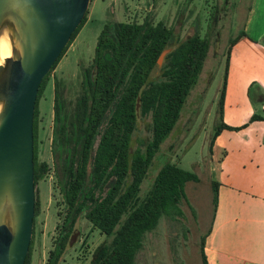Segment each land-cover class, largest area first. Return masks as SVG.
Here are the masks:
<instances>
[{
  "label": "trees",
  "instance_id": "obj_1",
  "mask_svg": "<svg viewBox=\"0 0 264 264\" xmlns=\"http://www.w3.org/2000/svg\"><path fill=\"white\" fill-rule=\"evenodd\" d=\"M87 14L88 10L39 85L33 119L35 184L49 170L48 163L38 159L39 99L49 76L85 23ZM172 36V29L162 21L116 22L105 25L98 35L92 77L91 69L87 68L86 86L76 100L71 122L70 133L74 134L72 152L63 167L66 208L59 231L65 229V234L56 239L47 264L59 263L69 244L70 234L82 215L107 237L94 249L88 264H135L145 234L157 226L159 218L183 214L181 204L186 202L185 185L189 181H198V176L174 162H167L159 168L150 189L140 195L141 183L161 144L177 124L210 48L207 38L191 35L165 54L159 69V57L169 48ZM242 36H245L243 31L230 39L225 52V72L219 95L220 124L210 146L222 129L242 130L253 123L264 122L263 110L254 112L238 127L222 122L230 52ZM156 69L159 73L152 77ZM253 91L254 88L250 87L249 92ZM59 107L55 93L53 111L56 115ZM138 112L151 119L150 137L141 148L132 150L131 138L137 128ZM59 132L64 135L63 125ZM62 139L71 140L69 135L62 136ZM224 153L222 151L219 160ZM218 185L212 180L213 213L218 203ZM38 210L35 200L33 233L24 264H31ZM205 236L202 235L200 240L201 264H208Z\"/></svg>",
  "mask_w": 264,
  "mask_h": 264
},
{
  "label": "rangeland",
  "instance_id": "obj_2",
  "mask_svg": "<svg viewBox=\"0 0 264 264\" xmlns=\"http://www.w3.org/2000/svg\"><path fill=\"white\" fill-rule=\"evenodd\" d=\"M250 2L90 0L85 23L49 76L38 103V159L47 162L49 170L35 184V200L39 210L31 264H47L49 251L56 246V239L65 234V229L59 231L66 208L63 167L72 152L74 134L70 133L71 122L76 100L86 86L87 68L91 69L92 77L98 35L105 25L127 21L165 23L173 31L167 51L194 34L210 41L198 82L190 91L177 124L156 153L141 183L140 195L143 196L150 189L155 174L167 162H174L195 173L198 183H186V202L181 204L183 214L174 218L162 215L157 226L145 234L135 257V264H201L200 240L213 214L212 201L207 200L209 184L206 173L211 163L210 142L220 124L219 95L225 72V52L229 40L244 32ZM159 69L153 71L152 77L158 75ZM55 93L60 106L57 115L53 111ZM150 124V117L141 116L138 112L137 128L131 138L132 150L141 148L149 139ZM62 125L65 127L64 135L59 132ZM66 135H69L70 141H63L62 136ZM96 143L97 140L93 150ZM213 154L216 158L221 156L219 151ZM209 196L212 197V190ZM195 198L199 199L198 203H194ZM73 235L72 244L67 245L58 264H88L94 249L107 238L93 228L83 215L78 219L69 240Z\"/></svg>",
  "mask_w": 264,
  "mask_h": 264
},
{
  "label": "water",
  "instance_id": "obj_3",
  "mask_svg": "<svg viewBox=\"0 0 264 264\" xmlns=\"http://www.w3.org/2000/svg\"><path fill=\"white\" fill-rule=\"evenodd\" d=\"M90 0H0V30L15 35L0 66V264H24L33 233V119L45 75L84 18ZM169 52L165 49L158 63ZM74 235L69 240L72 244Z\"/></svg>",
  "mask_w": 264,
  "mask_h": 264
},
{
  "label": "crops",
  "instance_id": "obj_4",
  "mask_svg": "<svg viewBox=\"0 0 264 264\" xmlns=\"http://www.w3.org/2000/svg\"><path fill=\"white\" fill-rule=\"evenodd\" d=\"M243 28L246 34L231 48L226 76L222 122L231 127L264 111V0H251ZM214 151H225L221 160ZM211 153L208 192L212 180L219 185L217 207L205 232L207 262L264 264V122L222 129ZM209 193L207 200L212 201Z\"/></svg>",
  "mask_w": 264,
  "mask_h": 264
},
{
  "label": "bare ground",
  "instance_id": "obj_5",
  "mask_svg": "<svg viewBox=\"0 0 264 264\" xmlns=\"http://www.w3.org/2000/svg\"><path fill=\"white\" fill-rule=\"evenodd\" d=\"M15 45V35L12 29L8 26L0 30V66L4 63L5 59L14 57L12 47ZM1 110V103H0Z\"/></svg>",
  "mask_w": 264,
  "mask_h": 264
}]
</instances>
